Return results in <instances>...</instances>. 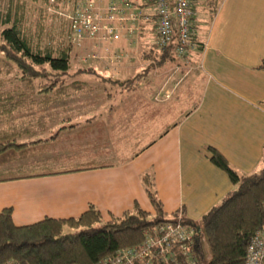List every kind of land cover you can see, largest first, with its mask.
Returning a JSON list of instances; mask_svg holds the SVG:
<instances>
[{
	"label": "crops",
	"instance_id": "obj_1",
	"mask_svg": "<svg viewBox=\"0 0 264 264\" xmlns=\"http://www.w3.org/2000/svg\"><path fill=\"white\" fill-rule=\"evenodd\" d=\"M192 3L196 7L194 38L203 47L177 60L167 55L162 58L164 50L146 41L152 23L145 24L130 41L118 38L104 42L102 46L109 53L103 59H84L82 56L92 49L85 52L75 47L76 59L96 66V71L105 72V76L125 79L138 73L139 81L152 70L155 96L146 91L142 101L125 100L112 105L104 120L105 128L98 130L97 142L90 146L97 157L50 170L51 174L1 180L0 210L11 208L13 224L77 216L89 204L104 220L130 209L135 202L153 213L140 177L146 170L153 174L165 214L180 212L197 220L235 187L227 174L209 160L207 146L215 148L239 174L262 166L264 69L258 65L264 62V0H220L207 22L203 21L197 0ZM91 44V40L85 42L88 47ZM145 61H156L157 65L151 68L148 64V69L126 77L125 72L141 69ZM169 68L184 69L180 73L185 79L169 78ZM137 81L131 88L121 87L120 92L135 91ZM192 83L197 92L195 102L179 113V108L187 107L184 100L191 94ZM72 114L65 118L70 120ZM83 114L87 126L99 118L90 112ZM88 130L86 134L97 131ZM77 131L66 127L63 132ZM93 139L91 136L86 142Z\"/></svg>",
	"mask_w": 264,
	"mask_h": 264
},
{
	"label": "trees",
	"instance_id": "obj_2",
	"mask_svg": "<svg viewBox=\"0 0 264 264\" xmlns=\"http://www.w3.org/2000/svg\"><path fill=\"white\" fill-rule=\"evenodd\" d=\"M40 1L54 7L60 0ZM219 2L197 0L204 22L213 17ZM191 8L195 14L193 3ZM35 11L38 15L33 19ZM43 18V11L25 0H0V120L17 109L35 106L44 110L58 99L93 90L91 85L76 78L83 72L99 75L106 82L126 89L133 87L140 78L137 73L112 80L89 67L71 71V55L74 58L76 46L63 27L56 33L45 27ZM192 37L199 44L193 52L201 50L203 43L194 38V33ZM172 47L170 44L161 48L164 50L161 57L167 55L175 59ZM258 68L264 69V62L259 63ZM85 107L79 108L84 111ZM69 111H73L72 108ZM51 120L42 118L40 122L23 127L0 125V167L6 166L5 170L0 169V181L53 173L51 169L36 170L33 166H36V158L51 149L63 128L75 125L53 129L49 126ZM207 151L209 160L227 174L235 187L199 219L182 215L185 222L200 228L201 237L207 243V261L204 262L201 240L195 248V264H245L247 243L264 223V159L257 171L239 174L215 148L207 146ZM140 177L153 213L135 202L130 209L104 220L99 210L89 204L77 216L44 217L29 224L15 225L11 208H3L0 210V264H93L118 248L137 245L145 229L178 214L163 212L151 170L144 171Z\"/></svg>",
	"mask_w": 264,
	"mask_h": 264
},
{
	"label": "built area",
	"instance_id": "obj_3",
	"mask_svg": "<svg viewBox=\"0 0 264 264\" xmlns=\"http://www.w3.org/2000/svg\"><path fill=\"white\" fill-rule=\"evenodd\" d=\"M55 6L70 42L85 52L92 49L84 59L107 57L104 42L130 41L148 23L153 24L150 44L157 48L173 44L176 57L199 46L192 37V0H60ZM87 40L92 41L90 47ZM201 240L200 228L185 222L178 212L145 229L137 245L118 248L93 264H195V248ZM245 264H264V223L247 243Z\"/></svg>",
	"mask_w": 264,
	"mask_h": 264
},
{
	"label": "rangeland",
	"instance_id": "obj_4",
	"mask_svg": "<svg viewBox=\"0 0 264 264\" xmlns=\"http://www.w3.org/2000/svg\"><path fill=\"white\" fill-rule=\"evenodd\" d=\"M50 2V1H49ZM58 2V1H57ZM25 3H32L33 6L36 8H39L44 13L43 23L45 27L52 29V31H55L56 33H59V31H62V24L60 20L58 19V15L54 11L57 6H54V8H49V3H45L43 1H29L25 0ZM38 10V9H36ZM38 13L35 11L32 14V18L36 19ZM153 33L152 31H148L145 38L146 41L152 40ZM43 37H41L42 40ZM43 40L41 41V44H43ZM152 52V51H151ZM73 54L71 55V71H74L75 68H94L96 69V66L90 65L88 62H82L79 59H76V52L75 47L73 48ZM80 53V52H79ZM151 54V53H150ZM152 56V54H151ZM175 60H177L175 58ZM105 63V62H104ZM136 63V62H135ZM157 62L154 63L151 61H145V66L138 67L136 69H130L129 72H125L124 74H127V76H130L129 74L133 75L135 72H140L142 70L148 69V64H151V68H154V65L156 66ZM181 66V65H180ZM167 68V65L164 66ZM162 67L161 69H164ZM172 67H175L172 65ZM184 67V69H190L188 66H181ZM186 67V68H185ZM179 69V68H178ZM183 69V71H184ZM99 71V70H98ZM182 70H174L169 68V78L172 77V80H176L178 78L179 81L185 79V77L181 76ZM182 71V72H183ZM97 72V71H96ZM147 73V72H146ZM101 74V73H100ZM104 76L106 75L105 72H103ZM178 75V77H177ZM111 76V75H110ZM109 76V77H110ZM79 80L83 81L85 84L91 85L93 90L90 91H82L73 94L69 97H63L61 99H58L57 102H53L48 108L41 109L37 108L35 106L31 107H25L22 109H17L14 113H12L8 118H3L0 120L1 126L6 125H21L22 127L26 124H32L35 122H40L42 118L48 120L52 119L49 125L53 129L61 126V125H70L75 124L73 126L78 131L74 134H68L67 132L62 131L59 133L58 138H60V141L57 142V145L55 146L56 141L52 144V148L48 151H44L40 156H38L36 166V170H39L37 168L41 169H51V170H57V169H65L68 167H71L74 163H80L82 161H88L90 160V157H97L93 156L92 154L95 152H91L90 146L92 143L97 142V136L98 130H101L105 128L104 120L106 117H109V114L111 113V107L112 105H117L121 101H142V94H144L147 91V94H149L151 97H154V93L156 89L153 88L154 83V73L152 70H149L146 75H144L139 81H137L138 87L135 91H125L121 90L123 92H120V88L117 84H112L110 82H106V80L102 79L99 75H95L92 73H81L78 74L77 77ZM112 80L120 79L117 77H110ZM136 85V86H137ZM191 94L190 92L185 97V102L183 109L179 108L178 112L181 113L185 111L187 108H189L192 103L195 102L196 99V91L194 87L195 84L192 83ZM190 97L188 98V96ZM81 104V105H80ZM82 105L86 106V110H82L79 107ZM68 108H64V107ZM72 108L73 111H69V109ZM78 112V113H75ZM83 112H90L91 115H96V117H99L95 124H89L86 125V121H84L83 118H85ZM69 113H73L70 116V120L66 119L65 116H69ZM73 118V119H72ZM88 127L92 128L93 130H97L94 133L86 134L85 132H88ZM100 135V134H99ZM93 136L92 141L86 140ZM75 147V148H74ZM100 145L98 146V149H100ZM99 151L97 150V155H99ZM33 161V159H32ZM31 167V166H30ZM33 168H29L28 170H31ZM33 169V170H35ZM40 169V170H41ZM258 169V168H257ZM203 250H204V262L207 261L209 257V251L207 247V243L204 239L201 241Z\"/></svg>",
	"mask_w": 264,
	"mask_h": 264
}]
</instances>
